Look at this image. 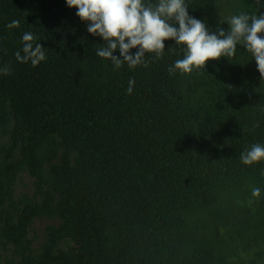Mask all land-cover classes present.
Wrapping results in <instances>:
<instances>
[{"label":"trees","instance_id":"trees-1","mask_svg":"<svg viewBox=\"0 0 264 264\" xmlns=\"http://www.w3.org/2000/svg\"><path fill=\"white\" fill-rule=\"evenodd\" d=\"M186 2L211 32L264 15ZM25 32L46 48L38 67L15 58ZM103 43L65 0H0V264H264V161L240 160L264 144L251 54L170 74L184 51L167 40L162 59L114 70Z\"/></svg>","mask_w":264,"mask_h":264},{"label":"clouds","instance_id":"clouds-1","mask_svg":"<svg viewBox=\"0 0 264 264\" xmlns=\"http://www.w3.org/2000/svg\"><path fill=\"white\" fill-rule=\"evenodd\" d=\"M76 10V15L87 26V32L98 36L104 43L95 55L108 60L114 70L127 65L129 69L147 67L149 60L162 59L165 41L182 46L184 56L168 67L170 74H190L205 67L209 60L233 57L242 46L251 54L264 81V15L241 12L229 17L227 31L220 27L209 31L205 22L191 16L186 0H65ZM257 10L264 0H255ZM9 29L18 28L13 19ZM32 32L21 36L22 47L15 52L19 63L38 67L46 62V48ZM136 51L133 52L132 50ZM175 49V48H174ZM170 49L169 51H173ZM119 52V56L115 55ZM8 68H0L7 74ZM135 80L129 79L127 93L132 94ZM242 164L252 166L264 161V144L254 143L240 155ZM261 188L253 187L251 197L259 199ZM251 202V201H250Z\"/></svg>","mask_w":264,"mask_h":264},{"label":"rangeland","instance_id":"rangeland-1","mask_svg":"<svg viewBox=\"0 0 264 264\" xmlns=\"http://www.w3.org/2000/svg\"><path fill=\"white\" fill-rule=\"evenodd\" d=\"M48 223L46 221H37L34 225L35 231L38 236H42L45 228L47 227Z\"/></svg>","mask_w":264,"mask_h":264}]
</instances>
